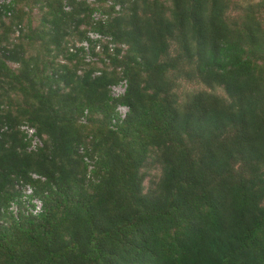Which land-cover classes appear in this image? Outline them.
Listing matches in <instances>:
<instances>
[{
	"label": "trees",
	"instance_id": "obj_1",
	"mask_svg": "<svg viewBox=\"0 0 264 264\" xmlns=\"http://www.w3.org/2000/svg\"><path fill=\"white\" fill-rule=\"evenodd\" d=\"M0 264H264V0L1 5Z\"/></svg>",
	"mask_w": 264,
	"mask_h": 264
},
{
	"label": "built area",
	"instance_id": "obj_2",
	"mask_svg": "<svg viewBox=\"0 0 264 264\" xmlns=\"http://www.w3.org/2000/svg\"><path fill=\"white\" fill-rule=\"evenodd\" d=\"M12 0H0V7L1 5L9 4ZM119 6L117 5L115 9H118ZM7 14L9 15L10 12L8 11ZM91 19L94 22H101L104 23L107 19V15L104 13H101L99 11H94L91 14ZM87 39H84L83 41L77 42L74 45H70V51L75 52L78 47H82V49L85 51L84 57L85 61H91L95 59L93 55L90 54L89 48H90V42L89 41H99L106 39L107 37L99 34L96 31L89 30L87 31ZM101 45L99 42L96 43L94 50L98 51L100 49ZM124 47V46H123ZM127 82L125 79L120 80L116 84H112L109 86L110 94L113 97H119L124 94L126 90ZM129 110V107L125 104H118L115 108V115L114 119L112 120V123H114L115 119L121 121L126 117V114ZM82 122H85L84 117L81 118ZM19 129L22 130L26 137L29 138V145L27 147V150L34 151L39 146L42 145V139L36 135L35 129L27 124H20ZM31 177L41 178L39 175L32 173ZM15 187L20 191V197L19 201L24 206L23 211L26 213H31L33 215H37L42 211V202L41 200L34 196L33 194V187L30 184L23 183L21 180L19 182H16ZM20 207L18 205V202L12 201L11 204L8 207V210L13 213V215H17Z\"/></svg>",
	"mask_w": 264,
	"mask_h": 264
},
{
	"label": "rangeland",
	"instance_id": "obj_3",
	"mask_svg": "<svg viewBox=\"0 0 264 264\" xmlns=\"http://www.w3.org/2000/svg\"><path fill=\"white\" fill-rule=\"evenodd\" d=\"M109 3L110 2H107L108 5H109ZM37 6L38 5L36 4L34 7L35 9L33 10V14L35 15L36 18L40 16L38 9H37ZM65 8L67 9L68 7L65 6ZM75 43H77V42H75ZM193 87H197V86L195 84H186V83H184L183 86H181V88L184 90H190ZM159 174H160V169L158 168V166L155 168H153V167L149 168L148 169V175L144 180V185L147 186L149 184V180L150 179H156L159 176Z\"/></svg>",
	"mask_w": 264,
	"mask_h": 264
}]
</instances>
